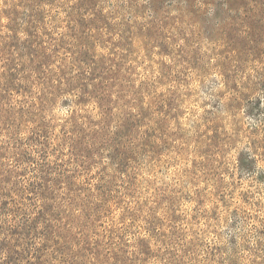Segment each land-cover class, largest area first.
I'll use <instances>...</instances> for the list:
<instances>
[{
	"label": "rangeland",
	"instance_id": "374dc122",
	"mask_svg": "<svg viewBox=\"0 0 264 264\" xmlns=\"http://www.w3.org/2000/svg\"><path fill=\"white\" fill-rule=\"evenodd\" d=\"M0 264H264V0H0Z\"/></svg>",
	"mask_w": 264,
	"mask_h": 264
}]
</instances>
